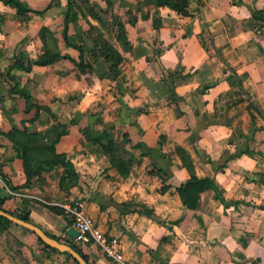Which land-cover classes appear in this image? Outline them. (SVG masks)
<instances>
[{"label":"crops","instance_id":"crops-1","mask_svg":"<svg viewBox=\"0 0 264 264\" xmlns=\"http://www.w3.org/2000/svg\"><path fill=\"white\" fill-rule=\"evenodd\" d=\"M17 1L26 9L0 0V163L17 187L0 175L3 206L32 211V221L74 240L91 264L120 263L67 234L65 205L72 201L119 239L130 262L264 264V0H188L187 13L157 0H91L110 3L125 20L126 38L116 31L107 39L122 56L116 74L105 56L86 72L70 58L30 70L13 66L47 49L80 55L64 38L68 0ZM61 109L69 120L60 119ZM67 123L70 133L60 135L56 151L72 161L79 180L69 183L57 164L25 186L23 151L7 133L27 129L49 141V129L61 133ZM107 128L116 153L132 160L127 175L91 140ZM191 173L210 178L229 204L208 188L197 208L186 206L177 187ZM0 264L78 263L0 219Z\"/></svg>","mask_w":264,"mask_h":264},{"label":"trees","instance_id":"trees-1","mask_svg":"<svg viewBox=\"0 0 264 264\" xmlns=\"http://www.w3.org/2000/svg\"><path fill=\"white\" fill-rule=\"evenodd\" d=\"M12 1L21 10L26 9V7H24L19 1H17V0H12ZM179 1L181 2L180 4L179 3L173 4L170 2V0H157V2H160V3H162V2L168 3L171 7L177 9L181 13H187L188 10L186 9V6L188 3V0H179ZM70 15H71V0H68V8H67V12L65 15V20H64V38L70 45L75 46L80 51L79 60H76L67 54L62 55L58 52H51L47 49L43 55H41L37 59L30 61L27 66H24L22 63H20L18 61L15 62V64L13 66H21L27 70H30L34 64L45 65V64L54 63V62L59 61L63 58H70L77 65L78 69L81 72H86L89 68H91L92 66L86 61L84 47L81 44L73 43L69 38ZM156 24H158V23L155 21V25ZM45 29L46 28H43L42 32H41V36H42L43 40H45V32H44ZM118 37L126 38V31H125L124 27L122 29H119ZM107 44H109V46L112 47V45L109 42ZM109 50L111 51V49H109ZM113 50H114L113 55H111L110 53H106L105 58L108 61L111 60L110 69L114 72V74H116V73H118V64L122 60V56L116 48ZM12 90L17 91V90H15V87H12ZM18 92L26 98L27 102H29L30 98L24 91L19 90ZM34 106H36V109H37L36 114H35V118H38L41 105L36 104ZM111 129L112 128H107L105 130V132L103 133V135L96 136V137L92 138L91 140L93 143L98 144L101 147L103 152L110 157L112 164L114 166H116L123 175H127L130 173L132 160L131 159L127 160L124 157H122L116 153V151L119 148V144L113 138L110 137L113 134L112 133L113 131H111ZM48 132H49V134L52 133V137L48 138L49 141H45V138L48 137V135H42L40 133H33V132L30 133L27 129L21 130L18 128H14L10 132L7 133V136L13 142L18 144L23 151L24 169H25V173L27 176V181L25 182V186H29L31 184L32 176L34 174L40 173L42 170H45V169H50L57 164L64 166V168H65L64 173H66V175H65L66 177H68V178L69 177H75L78 179V174L75 171V168H74L72 161L67 159V155L65 153H59L56 151V143L60 140V135L62 134V132L58 133L55 125L52 126ZM126 134L127 133H123L124 136H127ZM39 135H42V138L44 140L37 141V136H39ZM15 136H18L19 138H25V139H23V141H19L18 139L15 138ZM104 139H106V141H104ZM127 140H129V139H127ZM138 146H139V143L134 145L135 148ZM35 152H40V153H43V155H44L42 158H39L40 159L39 161L37 160L38 162L35 160L36 164L34 163V155H33ZM181 157L183 158V160L185 162L188 161V157L184 153H181ZM189 166L191 167V165H189ZM158 170H159V172H161V169H158ZM0 175L11 188H14V189L17 188L16 186H14L12 184L10 178L3 172L1 163H0ZM163 180L165 182L166 179H163ZM261 181L264 182V176L261 177ZM208 188H214L217 191L218 198H220L226 205L229 204L221 196L216 185L212 182V180L210 178H199L193 173H191L190 177L184 183H182L180 186L177 187V190L180 194V197H181L183 203L186 206H188L189 208L195 209L198 207V204H199L200 192L205 190V189H208ZM6 198L7 197H1L0 196V208L4 209V210H7L3 206V203H4ZM9 212L15 214L12 211H9ZM17 216H19L23 219L32 221L26 215H17ZM0 219L6 221L8 223L11 222L9 219H7L1 215H0ZM67 226L69 227L70 223H67ZM44 230L50 236L56 237L59 240L63 239L62 237L60 238V237L56 236L55 234L48 232L46 229H44ZM40 241L45 246L50 247L46 243H44L41 239H40ZM62 241L69 243L72 247L77 249L82 254V256L88 261V263L91 264L89 261L88 255L85 254L80 248H78L76 246V243L74 242V240L64 239ZM52 249L58 250L55 248H52ZM67 255H69V257L73 258L70 253H67ZM76 262L79 264L78 261H76Z\"/></svg>","mask_w":264,"mask_h":264},{"label":"rangeland","instance_id":"rangeland-1","mask_svg":"<svg viewBox=\"0 0 264 264\" xmlns=\"http://www.w3.org/2000/svg\"><path fill=\"white\" fill-rule=\"evenodd\" d=\"M171 3H181L179 0H170ZM65 11L61 16V23L64 22L65 19ZM127 17V15H124ZM125 28V20L119 13L115 12V9L112 8V5L109 3L108 5L101 7L100 4L96 1L91 0H71V15H70V31L69 36L70 40L75 44H81L85 46L87 50L86 61L92 66L106 55V53H110L113 55L115 49L114 46L110 47L108 42V38H113L115 36L116 31L119 29ZM44 31L47 30L48 27ZM102 29V30H101ZM86 39H92L95 43V47L91 46L89 48L85 41ZM111 49V51L109 50ZM38 105V104H37ZM46 107L49 108L48 105ZM42 110L40 108L38 118H40ZM43 112L47 113L49 118L50 116L56 118V115L50 110H43ZM69 110H60V119L69 120ZM70 123H74V119L70 120ZM60 131L62 134H69L70 130L68 129V123L61 126ZM81 132L84 133V129H81ZM41 137L37 138V141H41ZM43 153H36L34 156L35 160L39 161V158H42ZM37 161V162H38ZM77 173V172H76ZM79 180L75 177H69V183L77 182ZM5 208V207H4ZM6 209V208H5ZM9 211V210H8ZM16 215H26L31 220H34L32 217V211H18L14 212ZM36 224H41L39 226H44L46 230L52 234H55V229L51 226L50 223H46L44 221H32ZM43 228V227H42ZM60 237L59 235L55 234ZM61 238V237H60ZM64 240V239H62ZM78 247V245L76 244ZM79 248V247H78Z\"/></svg>","mask_w":264,"mask_h":264},{"label":"built area","instance_id":"built-area-1","mask_svg":"<svg viewBox=\"0 0 264 264\" xmlns=\"http://www.w3.org/2000/svg\"><path fill=\"white\" fill-rule=\"evenodd\" d=\"M67 210V219L70 226H73L79 232L74 238L83 244L94 243L98 245L108 258L117 260L120 264H150L145 260L136 262L128 261L121 251L120 241L116 237H108L96 224L94 218L89 215L83 204L79 201H72L65 205Z\"/></svg>","mask_w":264,"mask_h":264},{"label":"water","instance_id":"water-1","mask_svg":"<svg viewBox=\"0 0 264 264\" xmlns=\"http://www.w3.org/2000/svg\"><path fill=\"white\" fill-rule=\"evenodd\" d=\"M0 215L9 219L10 221L27 227L28 229L32 230L37 236L48 246L58 249L61 252H67L72 255V257L79 262V264H89L88 261L82 256V254L72 247L69 243L59 240L56 237L50 236L46 233V231L36 223L23 219L7 210L0 208ZM67 234L72 238H76L79 235V232L73 226L67 229Z\"/></svg>","mask_w":264,"mask_h":264}]
</instances>
